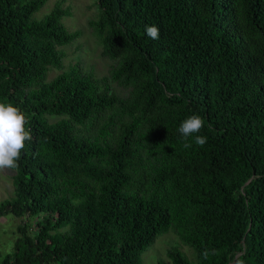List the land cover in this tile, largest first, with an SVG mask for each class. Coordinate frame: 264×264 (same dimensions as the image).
<instances>
[{
  "label": "trees",
  "instance_id": "obj_1",
  "mask_svg": "<svg viewBox=\"0 0 264 264\" xmlns=\"http://www.w3.org/2000/svg\"><path fill=\"white\" fill-rule=\"evenodd\" d=\"M46 2L0 0V102L32 134L0 218H40L0 264H141L169 232L194 264H264V0H94L102 77L64 69L82 33L64 0L35 18ZM192 115L203 147L178 132Z\"/></svg>",
  "mask_w": 264,
  "mask_h": 264
},
{
  "label": "rangeland",
  "instance_id": "obj_2",
  "mask_svg": "<svg viewBox=\"0 0 264 264\" xmlns=\"http://www.w3.org/2000/svg\"><path fill=\"white\" fill-rule=\"evenodd\" d=\"M59 0H47L44 7L39 10L34 16L37 19L43 18L54 7ZM64 7H70L71 16L65 17L62 22L65 27L73 31H81V36L66 45L63 50L65 57L63 58L64 69L69 66L79 64L85 71H93L97 77L107 75L112 62L106 58L101 57V48L92 35L88 23L97 19L98 10L94 0H64ZM60 71L51 69L48 72L47 80H51ZM122 93V91H119ZM13 170H0V203L8 200L14 196V187L12 182ZM38 219L25 220L24 218H16L12 215H7L0 218V255L1 257L9 254L13 250V244L17 238V226L24 221L31 227L35 226ZM175 246L180 250L188 260L194 264V255L188 246L180 243L176 236L169 232L159 237L155 243L150 246L146 252L142 254L141 264H155L158 260L164 259L171 264L167 259L166 252L169 248Z\"/></svg>",
  "mask_w": 264,
  "mask_h": 264
},
{
  "label": "clouds",
  "instance_id": "obj_3",
  "mask_svg": "<svg viewBox=\"0 0 264 264\" xmlns=\"http://www.w3.org/2000/svg\"><path fill=\"white\" fill-rule=\"evenodd\" d=\"M145 33L153 40H158L160 37V29L156 25L146 26ZM27 123L28 118L19 107L0 102V170L19 167V160L26 142L32 140L31 130L26 127ZM203 127L204 120L198 115H192L181 122L178 132L185 141V148L192 146L188 142L190 137L200 147L207 143L205 136L198 135ZM216 254V249H206L202 253L205 259Z\"/></svg>",
  "mask_w": 264,
  "mask_h": 264
}]
</instances>
